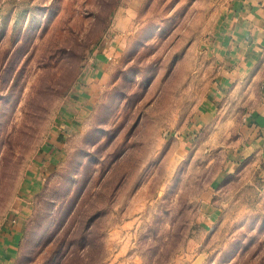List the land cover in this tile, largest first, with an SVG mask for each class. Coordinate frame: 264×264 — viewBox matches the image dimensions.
Instances as JSON below:
<instances>
[{
  "label": "rangeland",
  "instance_id": "rangeland-1",
  "mask_svg": "<svg viewBox=\"0 0 264 264\" xmlns=\"http://www.w3.org/2000/svg\"><path fill=\"white\" fill-rule=\"evenodd\" d=\"M230 3L0 0V264H264V173L189 126Z\"/></svg>",
  "mask_w": 264,
  "mask_h": 264
},
{
  "label": "crops",
  "instance_id": "crops-1",
  "mask_svg": "<svg viewBox=\"0 0 264 264\" xmlns=\"http://www.w3.org/2000/svg\"><path fill=\"white\" fill-rule=\"evenodd\" d=\"M208 44L214 79L189 126L205 127L210 142H229L215 187L251 165L264 173V0H231Z\"/></svg>",
  "mask_w": 264,
  "mask_h": 264
},
{
  "label": "water",
  "instance_id": "water-1",
  "mask_svg": "<svg viewBox=\"0 0 264 264\" xmlns=\"http://www.w3.org/2000/svg\"><path fill=\"white\" fill-rule=\"evenodd\" d=\"M201 257H199L197 260H196V263H198L200 261Z\"/></svg>",
  "mask_w": 264,
  "mask_h": 264
}]
</instances>
